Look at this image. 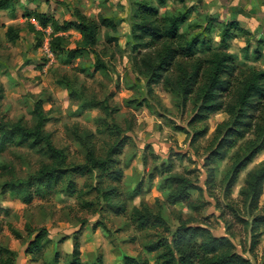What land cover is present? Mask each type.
Instances as JSON below:
<instances>
[{"label": "rangeland", "instance_id": "rangeland-1", "mask_svg": "<svg viewBox=\"0 0 264 264\" xmlns=\"http://www.w3.org/2000/svg\"><path fill=\"white\" fill-rule=\"evenodd\" d=\"M222 1L227 3L14 0L13 17L0 12V122H19L33 130V111L40 102L47 119L44 132L56 149L64 151L68 170L57 187H41L40 197L35 187L9 193L5 186L28 182L43 166L56 165L29 148L9 147L0 155V246L8 250L5 259L11 264H70L73 236L79 230L81 263L92 264L102 257V264H124V258L154 264L166 249L154 254L145 249L159 242L170 244L181 225L202 227L214 237L227 236L233 253L251 264H263L264 227L254 228L252 221L262 215L264 184L256 209L248 206L241 192L247 177L264 164V151L251 159L229 191L227 185L232 169L261 146L264 101L248 104L251 127L234 137L232 148L222 140L229 130H236L235 112L243 89L256 75L264 82V0H233V6ZM147 8L157 10L161 26L186 10L191 14L174 42L151 44L137 41L134 32L145 21ZM27 14L43 16L48 23L43 26L42 19L23 18ZM77 14L96 23L112 20L114 27H100L96 45L82 49L78 33L61 29L75 22ZM235 22L250 35L233 29L231 37L222 38L221 31ZM9 27L18 36L14 43L6 38ZM196 36V55L191 59L180 55V48ZM170 48L176 58L154 84L147 66ZM75 50L83 51L69 58ZM215 55L231 59L230 88L219 95L222 110L201 120L202 90ZM98 63L104 68L96 71ZM196 70L198 84L185 97L180 84ZM122 141L123 150L109 170L121 171L119 182L108 178V173H71L85 164L89 150L97 159H105ZM173 178L188 180L196 209L168 203L176 191ZM69 181L76 186L73 197L63 193ZM109 188L117 190L112 205L125 208V213L116 214L103 202L102 194ZM28 195L32 203L25 205ZM133 208L148 214L151 222L160 219L164 226L141 230L130 215ZM39 235L41 252L27 254Z\"/></svg>", "mask_w": 264, "mask_h": 264}, {"label": "trees", "instance_id": "trees-1", "mask_svg": "<svg viewBox=\"0 0 264 264\" xmlns=\"http://www.w3.org/2000/svg\"><path fill=\"white\" fill-rule=\"evenodd\" d=\"M159 4L163 5L166 0H158ZM0 12H8L12 17L15 14V4L14 0H0ZM146 14L145 21L135 26V33L138 34L137 41L143 42L144 40H150L151 44L155 41L165 40L167 42H174L179 37V27L184 24L189 17L190 10H186L184 14L173 16L171 18L165 19V25L161 26L158 24L156 17L158 12L156 9H144ZM23 18H35L37 21L43 20V26H46L48 21H45L44 17L36 14H27ZM42 19V20H41ZM211 22V20H208ZM56 27V26H55ZM100 27L113 28L112 20L100 19L99 23L88 21L86 18L77 14L76 21L67 23L63 29L64 31L73 30L78 33L82 38V49H91L97 43V35ZM236 30L245 35H250L239 27L237 22L230 24V26L225 27L222 31V38L227 39L231 37V31ZM6 38L9 42L14 43L18 36L14 33L13 28L9 27L6 31ZM198 36L190 39L186 42L185 46L180 48V55L185 58H193L196 55L198 47ZM167 44V43H166ZM165 44V45H166ZM83 50H75L68 53V57L75 59L81 54ZM258 57L261 54L255 51ZM175 50L168 49L166 54L159 59L154 65L148 64L147 71L150 72L152 76V82L158 83L162 77V73L165 67L170 65L174 59ZM231 59L229 57H219L215 55L212 65V70L207 76V84L203 88V100L202 107L199 110V119L205 120L209 115H213L223 108V103L219 100L220 93L227 92L230 88V83L227 77L232 75L233 66L231 65ZM104 66L97 64L95 67L96 71L103 69ZM199 72L196 70L193 75L183 80L180 84V91L182 95L187 97L193 93V89L198 84ZM261 76L256 75L248 83V85L243 89L239 95V109L235 112L234 127L235 131L229 130L224 136L222 142L227 143L229 148L234 146V137H240L241 132H248V128L251 127V123L248 122L247 110L248 104H253L257 101L260 104V100L264 101V82L261 81ZM262 82V83H261ZM234 112H232V115ZM34 129L29 130L23 127L19 122L12 123L10 121L0 122V155L4 153L9 147L17 148H29L31 150H37L41 152L47 160L56 166L46 165L43 166L37 175L30 179L28 182H22L20 184L5 186L7 192L9 193H21L28 192L31 187H35V193L37 196H41V187L52 189L60 185L65 177L67 176L68 170H65L66 156L64 151L58 150L54 147L51 137L46 135L44 132L47 119L44 115L43 107L40 102L35 104L33 111ZM124 141L117 144L113 149H111L105 159H97L94 153L89 150L85 156V164L83 166H78L71 173H75L81 176L86 175L90 172H101L108 173L107 177L112 181L119 182L122 178V173L120 170L116 174H111L109 172L115 165L116 157L121 154ZM264 151V130L262 134L261 146L254 150L247 158L242 162L237 164L233 169L231 176L229 177L227 191L233 187L240 172L245 169L249 164L251 159H253L259 152ZM32 180V181H31ZM172 184L175 185V193L168 198V203L172 206L176 204L183 203L188 205L190 209H196L194 203L190 200L189 190L191 185L188 180L183 178H173L171 180ZM264 184V164L256 172L252 173L247 177L245 182V189L241 192V197L248 202V206L256 209L259 200L262 196V186ZM4 189V188H2ZM115 188H109L103 192L102 200L112 211L116 214L125 213V208L115 207L112 205L113 194L116 193ZM63 193L68 197H73L76 194V186L72 181H69L66 186V190ZM23 203L29 205L32 203V198L28 195ZM140 209L133 208L131 210V217L136 221H139V227L144 230L148 227H161L164 223L157 218H154L151 222V218L148 214H141ZM253 227H264V205L262 208V215L256 217L252 221ZM83 227V226H82ZM75 233L72 240V251L71 258L72 262L70 264H84L80 262V243L78 239V233ZM42 235L45 233L42 232ZM40 236H36L34 240L29 244L26 249L27 254L34 255L41 252L42 246L40 245ZM200 241L199 244H196ZM256 243V242H252ZM232 244L227 236L214 237L209 231L202 227H187L186 225H181L174 233L173 239L170 244L159 242L152 246L146 248L147 253H158L160 250H164V254H161L156 258L154 264H194L197 260L198 264H251L248 259H245L231 251ZM8 250L0 246V263L11 264L8 259H5V253ZM102 257L95 260L92 264H102ZM37 261V258L34 259ZM162 261V262H161ZM161 262V263H160ZM124 264H149L147 260L134 259V258H124ZM264 264V259H263Z\"/></svg>", "mask_w": 264, "mask_h": 264}, {"label": "crops", "instance_id": "crops-1", "mask_svg": "<svg viewBox=\"0 0 264 264\" xmlns=\"http://www.w3.org/2000/svg\"><path fill=\"white\" fill-rule=\"evenodd\" d=\"M217 1H218V0H213V3H214L215 6H217V4H215ZM226 1H227V3L224 2V1H222L221 4H225V5H227V6H233V5H234L233 0H226ZM218 3H219V2H218ZM218 5H219V4H218ZM191 6H198V4H191Z\"/></svg>", "mask_w": 264, "mask_h": 264}]
</instances>
